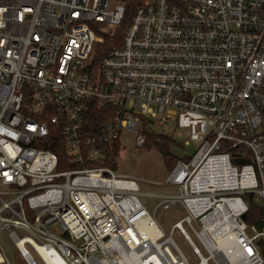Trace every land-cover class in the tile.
<instances>
[{
    "label": "built area",
    "instance_id": "obj_1",
    "mask_svg": "<svg viewBox=\"0 0 264 264\" xmlns=\"http://www.w3.org/2000/svg\"><path fill=\"white\" fill-rule=\"evenodd\" d=\"M127 2L0 0V185L10 198H0V232L21 230L9 239L27 264L26 246L42 264H189L139 201L138 180L106 164L122 133L142 148L154 125L196 144L165 179L180 196L151 197L188 212L173 230L197 264H264V0H146L97 57ZM51 136L63 141L62 163L44 148ZM207 165L224 169L216 187ZM249 204L261 209L258 226L246 222ZM208 221L226 226L227 245Z\"/></svg>",
    "mask_w": 264,
    "mask_h": 264
},
{
    "label": "rangeland",
    "instance_id": "obj_2",
    "mask_svg": "<svg viewBox=\"0 0 264 264\" xmlns=\"http://www.w3.org/2000/svg\"><path fill=\"white\" fill-rule=\"evenodd\" d=\"M151 127L154 134L162 135L160 133L161 129L156 128L154 125ZM176 131L177 130L174 131L173 136H170L174 140V143L172 144V146H174H171L172 148L170 149L171 153L175 157H180V151L184 150L188 155H191L194 152L196 144L189 141L183 130H178L181 133V137L177 136ZM120 142L121 147L113 166L114 172L116 174L138 180V199L147 213L156 222L164 237L169 236L172 239L176 247L186 258L187 262L189 264H197L198 258L193 253L190 245L184 240L178 230H173L174 224L184 220V218L188 215V212L185 210L180 201H177L173 205L169 204L167 209L162 207L157 208L156 206L161 199L151 197L180 196L176 187L169 186L165 183V179L170 171H168L165 167L161 155L154 148H148L147 145H144L142 148L135 147L133 143V136L131 134L122 133ZM185 142H189V145L186 146ZM4 191L5 189L0 185V198L8 201L10 198L3 194ZM243 199L245 200L244 197ZM193 226L196 230L199 229V225L196 227L193 224ZM182 227L202 256L207 257V253L201 247L195 237V234L191 231L189 226L186 223H182ZM11 231H14L19 237L23 235L21 230L14 228H11L9 231L3 230L0 232V242L9 264H27L17 253L9 239V232ZM59 231L58 226H54L51 230V232H54L55 234H58ZM247 233L249 234L250 230H247ZM24 235L28 234L24 233ZM26 249L29 251L36 264H42L35 253L28 246H26ZM208 264L214 263L209 260Z\"/></svg>",
    "mask_w": 264,
    "mask_h": 264
},
{
    "label": "trees",
    "instance_id": "obj_3",
    "mask_svg": "<svg viewBox=\"0 0 264 264\" xmlns=\"http://www.w3.org/2000/svg\"><path fill=\"white\" fill-rule=\"evenodd\" d=\"M145 1L146 0H128L125 11V17L119 26V30H117L115 35H104L102 42L96 45L95 54H97V57H100L104 52L112 49L114 45L119 44L122 32L127 26L133 12L137 7L141 6ZM107 112L109 113L111 111H107ZM91 114L95 115V117L101 116L102 118L101 121H105L109 119L108 116H106V118H103L105 112L101 109H97V108L93 109ZM54 139L58 140L56 144L52 143V140ZM47 140L50 141V143H47V145L44 148L56 153L61 163L69 158L65 150V147L63 145V141H61V138L59 139L57 136L55 137L51 136ZM173 143L174 140L170 136H163L154 133L146 134L145 145H147L148 148H154L161 155L163 163L168 171H171L177 162L176 157L171 153L170 150ZM106 152H107L106 164L107 166L113 169L114 168L113 166L115 164V158L117 157L119 152L118 144L115 143L107 146ZM69 168L70 167H66V168L60 167V169H69ZM247 198L249 197L247 196ZM261 215H262L261 209L257 205L249 204V211L247 213L246 222L249 225L258 226L261 223ZM255 216H256V220H255ZM15 250L17 251L16 248Z\"/></svg>",
    "mask_w": 264,
    "mask_h": 264
},
{
    "label": "bare ground",
    "instance_id": "obj_4",
    "mask_svg": "<svg viewBox=\"0 0 264 264\" xmlns=\"http://www.w3.org/2000/svg\"><path fill=\"white\" fill-rule=\"evenodd\" d=\"M211 165H207L203 171H205V169L210 170L209 172V178H210V183H212L213 186H218V182L222 179V175L225 173L224 169L222 168H214V169H210ZM220 175V176H218ZM225 219V214L223 213V211H221L218 215H216V219L219 222H223V219ZM216 225L212 223V221H208V228L210 229V231L212 232L213 236L215 237V239L219 242L220 246L223 245H227L228 243H226L225 238L228 236V232H227V228L226 226H222V228L220 227H215ZM145 237L150 238V240H154L155 234L152 233V231L148 228H145ZM18 248L19 250H24V247L22 245L21 242H18ZM37 250L40 251L41 253H43L42 249H40L39 247H37ZM55 262L57 263V260H55ZM50 263V262H49Z\"/></svg>",
    "mask_w": 264,
    "mask_h": 264
},
{
    "label": "water",
    "instance_id": "obj_5",
    "mask_svg": "<svg viewBox=\"0 0 264 264\" xmlns=\"http://www.w3.org/2000/svg\"><path fill=\"white\" fill-rule=\"evenodd\" d=\"M235 163L238 165H243V164H247L248 162L247 160H236ZM242 219H245V216H242ZM20 252L25 254V250H20Z\"/></svg>",
    "mask_w": 264,
    "mask_h": 264
}]
</instances>
